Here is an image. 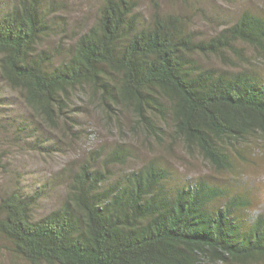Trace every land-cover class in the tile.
Instances as JSON below:
<instances>
[{
    "label": "trees",
    "instance_id": "1",
    "mask_svg": "<svg viewBox=\"0 0 264 264\" xmlns=\"http://www.w3.org/2000/svg\"><path fill=\"white\" fill-rule=\"evenodd\" d=\"M137 8L136 0H104L56 64L38 48L52 30L46 3H0V81L54 128L79 123L71 104L92 91L108 115L129 108L158 139L170 134L233 169L229 145L264 139V73L205 67L194 56L242 58L238 43L264 55V14L245 9L216 36L196 39L182 17L158 5L142 21ZM128 157L119 149L91 156L69 174L61 206L38 219L39 190H13L0 201V235L33 264H264V209L249 215L250 193L203 177L170 186L168 168L155 161L113 180L112 167Z\"/></svg>",
    "mask_w": 264,
    "mask_h": 264
},
{
    "label": "rangeland",
    "instance_id": "2",
    "mask_svg": "<svg viewBox=\"0 0 264 264\" xmlns=\"http://www.w3.org/2000/svg\"><path fill=\"white\" fill-rule=\"evenodd\" d=\"M15 0H0L7 5ZM52 14V30L39 43V51L55 54L56 64L65 59L70 47L96 21L104 0H43ZM142 21L159 7L166 14L182 17L188 32L196 39L212 38L238 20L245 9L264 14V0H136ZM229 57L194 56L199 64L220 70L252 67L264 73V55L253 46L238 43ZM0 201L15 189L25 193L39 190L33 214L41 218L61 206L69 189V174L98 152L128 151L123 165H114L112 178L138 170L155 161L170 172L169 185L181 186L201 177L228 187L231 193L248 192L252 197L249 215L264 209V139L251 136L229 145L233 169L220 170L207 161L197 148L189 149L181 140L167 134L163 140L140 125L133 111L121 108L117 117L108 115L92 91L75 95L72 116L54 128L31 116L22 95L0 81ZM115 115V114H113ZM41 135L42 137H40ZM41 138V139H40ZM104 164V161H99ZM0 264H33L13 251L12 243L0 235ZM47 264V263H40Z\"/></svg>",
    "mask_w": 264,
    "mask_h": 264
}]
</instances>
